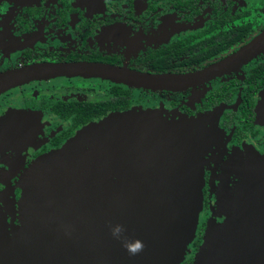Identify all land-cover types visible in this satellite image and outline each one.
I'll list each match as a JSON object with an SVG mask.
<instances>
[{
    "label": "flooded vegetation",
    "instance_id": "flooded-vegetation-1",
    "mask_svg": "<svg viewBox=\"0 0 264 264\" xmlns=\"http://www.w3.org/2000/svg\"><path fill=\"white\" fill-rule=\"evenodd\" d=\"M133 113L207 122L193 264L222 183L257 160L264 185V0H0V179L17 200L35 162Z\"/></svg>",
    "mask_w": 264,
    "mask_h": 264
},
{
    "label": "water",
    "instance_id": "water-1",
    "mask_svg": "<svg viewBox=\"0 0 264 264\" xmlns=\"http://www.w3.org/2000/svg\"><path fill=\"white\" fill-rule=\"evenodd\" d=\"M196 78L137 76L153 87ZM205 126L128 114L35 162L19 200L0 179V264H183L203 211ZM262 165L242 162L235 186L222 183L193 264H264ZM117 225L129 241H143L139 255L112 236Z\"/></svg>",
    "mask_w": 264,
    "mask_h": 264
},
{
    "label": "clouds",
    "instance_id": "clouds-1",
    "mask_svg": "<svg viewBox=\"0 0 264 264\" xmlns=\"http://www.w3.org/2000/svg\"><path fill=\"white\" fill-rule=\"evenodd\" d=\"M125 229L121 225H117L112 229V236L117 239L121 240L123 247L129 253L130 256L139 255L144 250L143 241L137 239L135 241H129L127 237L123 235Z\"/></svg>",
    "mask_w": 264,
    "mask_h": 264
},
{
    "label": "rangeland",
    "instance_id": "rangeland-1",
    "mask_svg": "<svg viewBox=\"0 0 264 264\" xmlns=\"http://www.w3.org/2000/svg\"><path fill=\"white\" fill-rule=\"evenodd\" d=\"M179 117H184V115H182V114H179L178 115ZM189 118V117H188ZM191 119H197V117H190ZM203 120V122H205L206 124H207V122L204 120V119H202ZM204 160H205V158H204ZM34 164L33 165H31L26 171H25V173L22 175V177H21V180L19 181V182H17V184H16V186H21L22 185V178L24 179V180H27L30 176H31V174H33V171L35 170V168H34ZM5 167H7V169H5V170H8L7 172H9V171H11V166H9V165H5ZM241 168H239V170H240ZM239 180V179H238ZM237 180V181H238Z\"/></svg>",
    "mask_w": 264,
    "mask_h": 264
},
{
    "label": "trees",
    "instance_id": "trees-1",
    "mask_svg": "<svg viewBox=\"0 0 264 264\" xmlns=\"http://www.w3.org/2000/svg\"><path fill=\"white\" fill-rule=\"evenodd\" d=\"M186 264H188V263H186Z\"/></svg>",
    "mask_w": 264,
    "mask_h": 264
}]
</instances>
